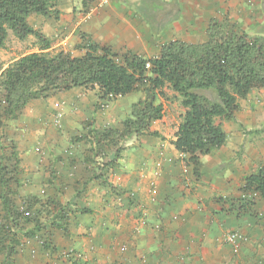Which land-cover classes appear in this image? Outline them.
<instances>
[{
  "label": "crops",
  "instance_id": "0c3cea01",
  "mask_svg": "<svg viewBox=\"0 0 264 264\" xmlns=\"http://www.w3.org/2000/svg\"><path fill=\"white\" fill-rule=\"evenodd\" d=\"M127 1L131 2L116 0L100 11L86 31L96 43L117 49L125 42L137 54L142 47L139 31L147 23L126 6ZM252 1L251 7L244 0H184L189 7L202 5L205 11L211 10L214 19L230 9L231 19L238 16L246 23L244 27L256 29L254 35L264 37V0ZM59 5L67 14L56 31L62 33L60 45L69 47L78 39L75 30L68 32L75 26L69 27L68 19L70 23L77 14L68 15L69 10ZM178 23L173 22L175 27ZM135 47L140 49L133 50ZM72 93L73 97L87 93L82 97L89 99L92 95L75 89ZM93 93L99 95L98 90ZM144 97L140 91L112 98L104 101L102 111L95 109L98 100L91 101L90 113L84 112L79 120L70 113L65 116V136L86 135L93 129L121 130L132 105ZM83 98L79 104L85 102ZM75 101L73 108L79 107ZM88 117H95V122L82 126ZM222 128L226 144L203 156L196 173L193 166L186 165L188 157L172 145L174 137L132 138L115 166L100 170L86 162L92 156L89 144L71 145L76 153L70 152L56 163V183L44 186L59 205L56 212L66 218L69 234L56 226L60 220L55 218L49 226L45 224L42 233L56 236H26L25 242L14 236L12 246L22 259L16 264H264V198L252 193V212H237L239 205L246 203L241 192L245 177L264 166V87L241 100L234 120L224 121ZM162 129L160 122L152 124L153 131L162 134ZM105 152L96 161L114 159V149ZM185 169L189 173H184ZM33 171L34 179H44V166L40 173ZM99 173L100 179H94ZM83 209L88 213H82ZM232 232L246 238L238 251L226 241Z\"/></svg>",
  "mask_w": 264,
  "mask_h": 264
},
{
  "label": "trees",
  "instance_id": "16d2710c",
  "mask_svg": "<svg viewBox=\"0 0 264 264\" xmlns=\"http://www.w3.org/2000/svg\"><path fill=\"white\" fill-rule=\"evenodd\" d=\"M172 1L176 0L165 5ZM58 4V0H0V49L6 47L11 35L21 40L34 37L39 45V52L22 56L1 73L5 107H0V131L31 101L49 97L52 93L98 90L99 101H110L142 91L144 99L132 105L131 115L123 122L121 130L93 129L81 138L89 144L88 151L92 154L86 160L87 164L100 170L105 164H98L96 158L104 157L107 149L115 150L114 159L106 163V167H112L124 150L120 142L142 136L160 137L159 132L151 131L153 123L165 118V106L162 102L157 103V99L167 101L168 92H171L179 99L183 110L172 145L188 157L186 165L193 166L196 173L203 156L226 144L227 134L222 123L234 120L240 110V101L246 100L253 90L264 87V37H251L239 31L227 17L210 21L205 41L172 40L153 58H143L131 51L120 54L84 34L81 44L75 47L78 55L65 50L50 55L52 40L36 30L29 19L37 15L59 20ZM125 4L136 11L155 36L180 18V13L175 12L161 24L153 20V14L162 12L161 4L156 6L154 2L142 6L128 1ZM12 156L18 159L15 151ZM7 172V167L0 164L1 187L8 186ZM100 177V173L94 174V179ZM241 192L257 193L264 198V166L245 177ZM1 198L7 212L11 213L13 204L6 195ZM253 204L248 201L239 205L238 214L252 212ZM53 206L57 208L56 202ZM81 212L88 213L85 209ZM61 213L59 210L56 213L61 216L56 226L69 234ZM27 214L25 216H29V212ZM13 240L10 239L6 247L9 254L15 250ZM4 264H9L7 258Z\"/></svg>",
  "mask_w": 264,
  "mask_h": 264
},
{
  "label": "rangeland",
  "instance_id": "374dc122",
  "mask_svg": "<svg viewBox=\"0 0 264 264\" xmlns=\"http://www.w3.org/2000/svg\"><path fill=\"white\" fill-rule=\"evenodd\" d=\"M130 1L132 3L142 4V6H146L147 4L151 5L154 2L157 3L155 4L156 6L161 4L159 7L162 9V12L159 15L153 14L155 17L153 20H156V22L158 21L161 24H163L162 22L167 21V17L173 13H180V18L178 20L180 23L177 24V27H175L173 23H170L165 26L162 32L157 36L151 33L149 26L146 24L145 28H140L139 32L142 37V47H140L141 49L135 47L133 50L140 49L137 54L144 57H155L158 52L160 53L161 47L172 40H181L187 43H199L205 41L207 38L206 29L208 28L206 24L212 19L214 20V18H211L209 15L211 10L210 12L208 9L205 11V7L202 5H199L198 7H189V5L187 6V4H185L184 0L183 3H180V0L172 1V3L167 6L165 4L171 0ZM244 2L247 6H251L248 3V0H244ZM58 3L60 4L59 6H63V8L69 10L68 15L77 14L74 20L70 19V23L68 19L69 27L70 24L75 23V26L68 30V32L75 30L74 36L78 39L77 42H70V45H68L69 47L60 45L62 42V33H59L56 30L61 26L62 22L66 20L64 17L67 13H63L59 8H57L60 12L59 20H56L54 17L45 18L33 15L29 19V23L36 30L41 31L46 37H49L52 40L53 47L49 50L50 55H54L60 50H65L74 55H78V53L75 52V47L81 44V37L83 34L93 41L92 35L86 31L87 24L91 23L93 19L88 22H82V19L90 8L98 3V0H58ZM160 11L161 10L158 12ZM212 11L214 10L212 9ZM213 15L218 16L217 13ZM230 16H233V14L230 12V9H227L225 14L221 12L216 19L222 20L227 17L229 23L235 25L239 31H243L251 37L257 36L254 35L256 29H252L250 26L244 27L246 23H241L238 20V16L233 17V19H231ZM189 22H192V24L187 26V23ZM141 25H144V22H142ZM126 35L128 36L130 34L127 32ZM116 48L117 49L113 47L112 49L120 54H125L131 51V49H128V45L125 42L122 44L120 43V47ZM36 52H39L38 40L36 38L29 37L26 40H21L18 37L11 35L6 47L0 49V76L6 68L22 56ZM75 90H79V92H87L84 89ZM72 91L73 90L56 92L52 93L49 97L31 101L20 112L16 119L7 121L0 131V164L7 167L8 172L6 173L5 178L9 181L7 187L0 186V264H4L6 258L9 264H16L17 260H22L19 258V255L16 256L19 254L18 251H13L14 254H9V248L6 249L7 245H9L10 239L15 238L14 236L22 239V242L26 241V238H28L26 236L32 234L33 236H37L38 234V236H56L51 232L49 235L42 233L44 228L45 230L47 229L46 226H49L52 220L55 218L60 219V214H56L59 205L56 203L57 208H54L53 201L56 199L54 200L53 197L48 196L49 191L47 192V188L44 186H52L56 183V180L59 177V170L56 167V163L61 161L68 153H76L71 145L75 146L77 143L82 142L81 138L84 136L81 132H78L77 134L74 132L75 134L72 133L71 136H65L63 129L65 116L70 113L78 119V117L84 115V112L86 114L87 112L90 113L92 105L91 101L94 100H98L95 103L96 111H102L103 107L106 105V102L99 101V95L95 96V93H93L94 91H89L92 94L90 99L88 97H82V95L87 93L73 97ZM3 95L4 91L0 87L1 109H4L5 107ZM168 95L169 99L167 101L158 98L157 103L162 102L165 106V118L160 122L163 126L162 134L160 135L165 136L166 138H172L174 137L178 124L181 121L183 110L180 106L179 99L171 92H168ZM82 98L85 100L84 103L80 102L83 106L79 104V101ZM75 99H77L75 104L79 105V107L75 106L76 108H73ZM81 106L85 108L84 111H82ZM94 122L95 117H88V119L83 121L81 125L89 127ZM102 130L103 129H100V131ZM151 131L156 132L152 130V127ZM127 142L128 141L120 142L122 148L125 149ZM14 146L15 149L12 148ZM14 151L18 155L17 160L12 156ZM106 163L107 161L105 159L98 161V164L100 165L105 164L104 169H106ZM34 164H37V167L34 166ZM43 166L45 167L44 179H34L32 174H36V172L33 171V168L34 170L37 169V171H39L38 173H40ZM41 185L45 189L44 192H42L43 189H41ZM3 195H6L14 206L11 213H8V209L4 207L3 199L1 198ZM36 195L44 199H39ZM13 212L15 214L11 216ZM28 212L29 216H25L28 215ZM17 215L19 216L17 217ZM45 224L47 225L45 226ZM2 228H4V230H2Z\"/></svg>",
  "mask_w": 264,
  "mask_h": 264
},
{
  "label": "built area",
  "instance_id": "2783aa9c",
  "mask_svg": "<svg viewBox=\"0 0 264 264\" xmlns=\"http://www.w3.org/2000/svg\"><path fill=\"white\" fill-rule=\"evenodd\" d=\"M116 0H98V3L94 5L90 10L86 13V15L83 17L82 22H88L93 19L100 11H102L104 8L110 6L112 3H114ZM251 6H254V2L252 0H249L248 2ZM147 67L149 68L150 65L148 64ZM184 173H189V169H185ZM251 197H249V194H243L242 200L244 202H248ZM246 240V238L240 234L239 232H232L228 235L226 241L227 243L231 244V246L236 250H240L242 243ZM125 250V249H122Z\"/></svg>",
  "mask_w": 264,
  "mask_h": 264
}]
</instances>
